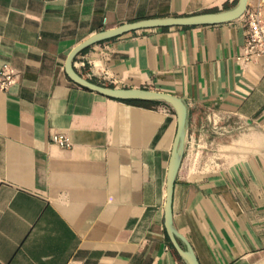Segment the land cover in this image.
Here are the masks:
<instances>
[{"label": "crops", "instance_id": "obj_1", "mask_svg": "<svg viewBox=\"0 0 264 264\" xmlns=\"http://www.w3.org/2000/svg\"><path fill=\"white\" fill-rule=\"evenodd\" d=\"M239 2L0 0V68L19 74L0 90V264H188L166 229L176 111L86 89L66 63L102 31ZM248 6L264 18V0ZM246 37L243 17L143 29L74 60L96 84L186 103L173 221L200 264H264V55L248 60ZM54 133L72 148L52 143Z\"/></svg>", "mask_w": 264, "mask_h": 264}, {"label": "water", "instance_id": "obj_2", "mask_svg": "<svg viewBox=\"0 0 264 264\" xmlns=\"http://www.w3.org/2000/svg\"><path fill=\"white\" fill-rule=\"evenodd\" d=\"M249 0H240L238 6L230 11L220 13H207L189 17L148 19L135 23L124 24L114 29L102 31L88 40L78 45L68 57L66 71L68 76L76 84L99 93L103 96L121 100V101H160L171 105L176 111L178 117L177 133L174 140L172 155L168 171V188L166 204V229L171 243L177 253L183 257L188 264H200L193 249L186 244L182 247L179 240L185 242L184 237L176 230L173 221V198L174 187L177 175L182 164L184 156V146L188 128V107L183 99L162 91H154L141 88H114L96 84L89 79L84 78L74 68L76 56L86 48L101 41L122 36L124 34L151 28H171V27H188L215 25L238 20L246 13Z\"/></svg>", "mask_w": 264, "mask_h": 264}, {"label": "built area", "instance_id": "obj_3", "mask_svg": "<svg viewBox=\"0 0 264 264\" xmlns=\"http://www.w3.org/2000/svg\"><path fill=\"white\" fill-rule=\"evenodd\" d=\"M48 2L49 0H44ZM247 28L246 51L247 59L251 60L264 55V18L260 7L249 6L243 16ZM19 78V74L10 64L0 68V90L7 91ZM51 142L62 148H72V142L64 134L54 133Z\"/></svg>", "mask_w": 264, "mask_h": 264}, {"label": "trees", "instance_id": "obj_4", "mask_svg": "<svg viewBox=\"0 0 264 264\" xmlns=\"http://www.w3.org/2000/svg\"><path fill=\"white\" fill-rule=\"evenodd\" d=\"M124 102H128V103L135 104V105H140V106H145V107H152V106L159 105L161 103L159 101H124ZM171 248L173 249L174 254H176L177 257L182 258L177 253V251L175 250L172 244H171Z\"/></svg>", "mask_w": 264, "mask_h": 264}]
</instances>
